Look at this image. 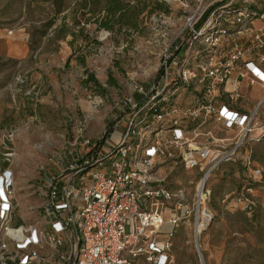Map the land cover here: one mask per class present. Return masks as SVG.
Segmentation results:
<instances>
[{
    "label": "built area",
    "instance_id": "obj_1",
    "mask_svg": "<svg viewBox=\"0 0 264 264\" xmlns=\"http://www.w3.org/2000/svg\"><path fill=\"white\" fill-rule=\"evenodd\" d=\"M257 86L256 99L249 90ZM135 89L141 99L123 100L103 138L84 139L91 150L81 162L76 152L36 182L38 222L22 216L13 225L16 177L10 159L0 165V264H171L184 226L198 243L214 219L213 172L242 158L251 178L262 176L252 145L264 139V0L202 2L164 52L159 76ZM212 123L232 134L215 136L206 129ZM115 130L121 137L110 148ZM5 143L0 136V148ZM167 164L197 171L195 189L171 187L159 172Z\"/></svg>",
    "mask_w": 264,
    "mask_h": 264
},
{
    "label": "rangeland",
    "instance_id": "obj_2",
    "mask_svg": "<svg viewBox=\"0 0 264 264\" xmlns=\"http://www.w3.org/2000/svg\"><path fill=\"white\" fill-rule=\"evenodd\" d=\"M154 1L169 8V13L145 12L138 31L129 33L95 31L86 24L100 44L81 48V38L74 45L68 42L71 36L53 39L70 9L47 27L54 15V0H0V136L6 139L0 162L10 159L16 177L20 207L13 225L24 223L22 216L27 222L40 220L36 182L45 172H61L68 159L81 152L84 139L97 142L108 133L119 101L136 96L137 85L151 86L161 72L164 52L205 0ZM60 2L69 6L75 0ZM80 56H86V67L77 60ZM86 69L107 89L105 94L84 84ZM111 78L117 86L108 85ZM93 94L102 96L97 106L92 104ZM260 95L255 91L253 97ZM206 129L220 138L232 134L214 123ZM110 137L118 142L121 131H113ZM252 148L262 176L253 179L249 170L234 163L216 169L207 183L214 219L198 243L190 226L175 234L171 264H203L198 247L204 264H264V139ZM98 169L91 167L86 176ZM159 169L173 188L193 191L199 179L197 171H187L182 164ZM250 205L253 210L247 212Z\"/></svg>",
    "mask_w": 264,
    "mask_h": 264
},
{
    "label": "trees",
    "instance_id": "obj_3",
    "mask_svg": "<svg viewBox=\"0 0 264 264\" xmlns=\"http://www.w3.org/2000/svg\"><path fill=\"white\" fill-rule=\"evenodd\" d=\"M53 4L54 15L46 22L47 27H51L64 10L70 9V11L62 17V22L54 30L53 39L67 40V38L71 36L72 39L68 40V42L70 45H74L75 41L81 38L82 43H84L81 48L87 47L92 42L97 45L100 44V40L92 36L90 34L91 32L86 29L88 24L94 26L95 31L106 30L112 34L129 33L130 31H138L141 24L140 19L145 12H148L149 15L158 10L169 13V8H165L162 3L154 0H75L73 5L69 6H63L64 4H62L60 0H54ZM82 23L85 24L81 26ZM77 60L86 67V56L77 57ZM84 84L86 86L94 85L100 93L102 92L101 94H105L107 91L96 78L95 74L89 70H87V77L84 80ZM108 85L113 87L117 86L116 80L114 78L109 79ZM93 95L102 97L101 95ZM135 95L136 97L139 95L137 99H141L142 97L138 93H135ZM119 102L122 106L124 105L123 100ZM121 105L118 106V111L115 112L116 114H121ZM90 150L91 148L84 146L76 159L81 162L84 155L88 154ZM253 157L256 159L254 152ZM4 163L3 167L9 165V162L6 160ZM227 163H234L240 169L242 168L244 171L248 170L242 158L225 161L220 167ZM0 165L2 166L1 163ZM252 210L253 206L250 205L247 212H251Z\"/></svg>",
    "mask_w": 264,
    "mask_h": 264
},
{
    "label": "crops",
    "instance_id": "obj_4",
    "mask_svg": "<svg viewBox=\"0 0 264 264\" xmlns=\"http://www.w3.org/2000/svg\"><path fill=\"white\" fill-rule=\"evenodd\" d=\"M255 91H260V93L262 94V92H263V88L261 87V86H257V87H255V88H252L251 90H249V93L251 94V96L253 97V94H254V92ZM261 96V95H260ZM259 96V97H260ZM259 97H253V98H259ZM111 142L112 143H110V145H109V147L111 148V146H113V144H115V143H117L116 141H114L113 139H111ZM5 162V160L3 161V162H0L1 164H5L4 163Z\"/></svg>",
    "mask_w": 264,
    "mask_h": 264
},
{
    "label": "water",
    "instance_id": "obj_5",
    "mask_svg": "<svg viewBox=\"0 0 264 264\" xmlns=\"http://www.w3.org/2000/svg\"><path fill=\"white\" fill-rule=\"evenodd\" d=\"M205 230H206V229H205ZM205 230H204V231H205ZM204 231H203V232H204ZM203 232H202V233H203Z\"/></svg>",
    "mask_w": 264,
    "mask_h": 264
}]
</instances>
